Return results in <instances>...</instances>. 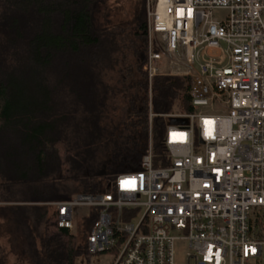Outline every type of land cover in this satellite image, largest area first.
<instances>
[{
	"label": "built area",
	"instance_id": "1",
	"mask_svg": "<svg viewBox=\"0 0 264 264\" xmlns=\"http://www.w3.org/2000/svg\"><path fill=\"white\" fill-rule=\"evenodd\" d=\"M145 8L149 124L155 77L190 78L192 112L163 115L164 153L149 136L140 169L105 193L45 205L106 264H264V0Z\"/></svg>",
	"mask_w": 264,
	"mask_h": 264
},
{
	"label": "trees",
	"instance_id": "2",
	"mask_svg": "<svg viewBox=\"0 0 264 264\" xmlns=\"http://www.w3.org/2000/svg\"><path fill=\"white\" fill-rule=\"evenodd\" d=\"M0 1V200L17 202L1 196L14 186L22 194L21 203L0 205V264L10 254L21 264L26 250L31 264H76L90 257L85 239L58 228L42 204L77 190L105 193L117 175L140 169L149 136L162 155L163 115L192 112L191 81L152 80L149 124L145 0H130L126 19L110 0ZM10 62L17 69L6 73ZM107 71L117 75L112 86ZM51 173L72 176L74 189L46 180Z\"/></svg>",
	"mask_w": 264,
	"mask_h": 264
},
{
	"label": "rangeland",
	"instance_id": "3",
	"mask_svg": "<svg viewBox=\"0 0 264 264\" xmlns=\"http://www.w3.org/2000/svg\"><path fill=\"white\" fill-rule=\"evenodd\" d=\"M119 2V5H117V3ZM112 9H117L119 10L117 13L119 15V18H122V19H126L124 16L126 14V17L128 14L132 13V2L130 0H110L109 1ZM4 2L3 1H0V12L4 9L3 6H4ZM145 54V53H144ZM144 54H142V56H144ZM15 64L10 62V63H6V65L3 67V70L7 73V72H10L14 69H17V67L14 66ZM104 77H105V81L106 83H108L109 85H114L115 82H116V79H117V75L115 72H105L103 73ZM112 103H114V105L116 107H119L120 106V102H119V99L118 97L113 99ZM175 112H179L176 110V108H174V111L173 113ZM52 167V166H51ZM49 176H47V179L48 181H52V180H55L56 182L59 180V181H62L64 183L67 184V187L69 189H74V186H75V183L72 181V176L69 175V177L65 178L64 180H62V178H58L56 177L55 174H48ZM78 186V185H76ZM10 189V188H9ZM9 189H4L2 191V194L1 196L4 197V199H11V200H14V201H17V202H13L15 204H18V203H21V199H22V194L21 192H16V191H20V188L19 187H15L14 186V190H9ZM23 189V188H21ZM80 193L79 190H77L76 193H73L71 196L75 195V194H78ZM24 205H29V206H32V205H36V204H33V203H26ZM42 205H45L44 203ZM82 228H78L76 231H75V234L77 238H82L81 235H82ZM27 247H25L24 249L26 250ZM10 258H9V264H15V258H17L14 254H10ZM32 256L28 250H26V258H22V263L21 264H31L32 263V259L31 257ZM30 259H31V263H30ZM110 259V256L106 255V254H101V255H96L94 257H88L87 259L85 258H80L76 261V264H101L103 262V264H106L108 262V260ZM176 259L179 263H182L183 262V259H184V256H183V252L178 248V251H177V255H176Z\"/></svg>",
	"mask_w": 264,
	"mask_h": 264
},
{
	"label": "crops",
	"instance_id": "4",
	"mask_svg": "<svg viewBox=\"0 0 264 264\" xmlns=\"http://www.w3.org/2000/svg\"><path fill=\"white\" fill-rule=\"evenodd\" d=\"M9 204H13V203H7L0 200V205H9Z\"/></svg>",
	"mask_w": 264,
	"mask_h": 264
},
{
	"label": "water",
	"instance_id": "5",
	"mask_svg": "<svg viewBox=\"0 0 264 264\" xmlns=\"http://www.w3.org/2000/svg\"><path fill=\"white\" fill-rule=\"evenodd\" d=\"M171 123L176 124V123H178V120H172Z\"/></svg>",
	"mask_w": 264,
	"mask_h": 264
}]
</instances>
